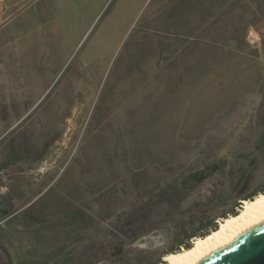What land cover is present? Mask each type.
Returning a JSON list of instances; mask_svg holds the SVG:
<instances>
[{
  "label": "rangeland",
  "instance_id": "1",
  "mask_svg": "<svg viewBox=\"0 0 264 264\" xmlns=\"http://www.w3.org/2000/svg\"><path fill=\"white\" fill-rule=\"evenodd\" d=\"M262 187L264 0H0L14 264H153Z\"/></svg>",
  "mask_w": 264,
  "mask_h": 264
},
{
  "label": "bare ground",
  "instance_id": "2",
  "mask_svg": "<svg viewBox=\"0 0 264 264\" xmlns=\"http://www.w3.org/2000/svg\"><path fill=\"white\" fill-rule=\"evenodd\" d=\"M264 223V192L243 200L236 214L219 220L217 229L195 237L189 248L167 253L164 264H202Z\"/></svg>",
  "mask_w": 264,
  "mask_h": 264
},
{
  "label": "water",
  "instance_id": "3",
  "mask_svg": "<svg viewBox=\"0 0 264 264\" xmlns=\"http://www.w3.org/2000/svg\"><path fill=\"white\" fill-rule=\"evenodd\" d=\"M0 250L7 258L0 264H14L11 252L1 242ZM162 260L164 264V257ZM202 264H264V223Z\"/></svg>",
  "mask_w": 264,
  "mask_h": 264
},
{
  "label": "trees",
  "instance_id": "4",
  "mask_svg": "<svg viewBox=\"0 0 264 264\" xmlns=\"http://www.w3.org/2000/svg\"><path fill=\"white\" fill-rule=\"evenodd\" d=\"M191 177H194L196 178L198 181H202L204 180L207 176L206 174H204L203 172H200L198 174H193ZM261 192H264V187L260 188L259 190H255L254 192H251L249 193L248 195H245L243 200H247V199H253L257 194L261 193ZM3 196H0V199H2ZM242 200V201H243ZM1 202V201H0ZM4 205V206H3ZM239 205V204H238ZM7 205H5L4 203H0V213L2 215H6L8 214V211L7 208L5 207ZM229 215L231 214H236L237 211L235 210V207H233L231 210L228 211ZM228 213H223L221 215L222 218H225L228 216ZM14 214V213H13ZM77 219L79 218L78 216L76 217ZM215 219L216 218H213L212 220H210L205 226H206V229L202 232H198V231H193L189 234H187L186 238L185 239H181L179 240L178 242V245H182L184 248H189L191 247V243H190V239L194 238V237H203V236H206L207 234H209L211 231L217 229L218 225L216 224L215 222ZM0 242L2 244L5 245V242H4V239L2 238V234H0ZM6 246V245H5ZM118 249V252L116 254L117 255H120L119 253V249L120 248H117ZM175 251H178L177 249H174V248H171L168 250V253L170 252H175ZM115 258H120V257H115ZM163 263V261L161 259H158L156 260L153 264H161ZM16 264H46V262L44 260H42L41 258H33V257H22V258H19L16 262Z\"/></svg>",
  "mask_w": 264,
  "mask_h": 264
}]
</instances>
